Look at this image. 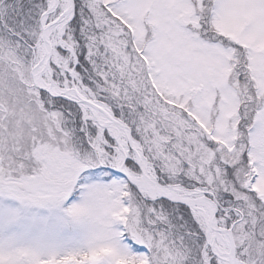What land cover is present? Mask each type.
Here are the masks:
<instances>
[{
	"label": "snow or ice",
	"instance_id": "6c2138e0",
	"mask_svg": "<svg viewBox=\"0 0 264 264\" xmlns=\"http://www.w3.org/2000/svg\"><path fill=\"white\" fill-rule=\"evenodd\" d=\"M0 264H264V0H0Z\"/></svg>",
	"mask_w": 264,
	"mask_h": 264
}]
</instances>
